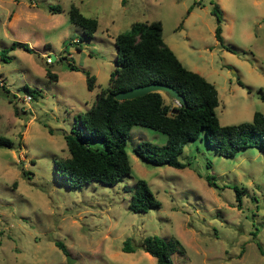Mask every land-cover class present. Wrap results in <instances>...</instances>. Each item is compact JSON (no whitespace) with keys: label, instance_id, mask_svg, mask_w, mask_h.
<instances>
[{"label":"rangeland","instance_id":"obj_1","mask_svg":"<svg viewBox=\"0 0 264 264\" xmlns=\"http://www.w3.org/2000/svg\"><path fill=\"white\" fill-rule=\"evenodd\" d=\"M50 4L62 11L49 12ZM71 5L97 19L91 38L69 21ZM214 5L229 50L215 37ZM151 21L161 22L162 38L182 64L214 84L221 125L264 114V0H0V137L11 143L0 146V264H66L68 256L73 264H156L141 248H122L127 239L135 247L149 235L180 241L185 253L173 254L174 264H264L262 148L227 158L198 138L179 156L185 167L153 165L133 148L140 141L162 146L168 137L133 125L126 142L130 177L114 186L73 188L55 173V161L69 156L64 136L108 85L115 36ZM14 41L36 52L16 48L2 59ZM85 71L95 77L91 90ZM27 88L35 95L29 101ZM137 179L147 182L160 207L129 209L127 189Z\"/></svg>","mask_w":264,"mask_h":264},{"label":"trees","instance_id":"obj_2","mask_svg":"<svg viewBox=\"0 0 264 264\" xmlns=\"http://www.w3.org/2000/svg\"><path fill=\"white\" fill-rule=\"evenodd\" d=\"M125 3V0H122ZM49 12L62 11L59 4L48 5ZM216 16L215 37L223 44L220 22L221 10L218 5L212 9ZM70 22L82 27L83 34L91 38L96 31V18L82 14L79 8L71 5L68 10ZM115 68L111 71L108 85L97 93L95 102L73 125L70 134L64 136L69 156L55 161L54 170L70 187L79 188L91 182L114 186L130 177L131 165L126 151V142L133 125H140L160 131L167 135V144L159 146L140 141L134 148L135 154L153 165H168L183 168L179 160L187 143L202 138L220 156L234 157L238 152L249 148L264 149V114L255 112L251 121L238 124L221 125L216 114L218 92L214 84L202 75L188 69L162 38V25L159 21L134 22L130 28L115 36ZM45 46H49L45 44ZM22 48L27 52L36 51L26 42L14 41L1 51V58L9 50ZM38 54V53H37ZM70 68L79 70L71 63ZM87 88L93 89L95 77L85 71ZM46 75L57 80V75L46 71ZM148 83H163L175 88L186 104L171 106L165 103L161 92H150L133 99L118 100L115 94ZM239 84L242 82L239 80ZM3 86V85H1ZM28 95L35 98L32 90ZM264 100V92L260 95ZM11 143L8 138L0 137V146ZM208 184L215 182L207 178ZM128 207L133 212H146L160 207L147 182L137 179L132 187ZM237 190V201L241 203ZM125 240L124 251L141 248L155 257L156 264H174L172 255H184L180 241L174 237L163 238L149 235L137 246ZM55 244L67 251L61 241Z\"/></svg>","mask_w":264,"mask_h":264},{"label":"water","instance_id":"obj_3","mask_svg":"<svg viewBox=\"0 0 264 264\" xmlns=\"http://www.w3.org/2000/svg\"><path fill=\"white\" fill-rule=\"evenodd\" d=\"M55 56H51V61L54 60ZM165 92L167 93L171 98L176 100L180 105H185V99L184 97L179 94V92L173 88L170 85L163 84V83H148L144 85H139L136 87H133L131 89L120 91L115 94V98L118 100L123 99H133L138 96H142L144 94L150 93V92ZM66 264H73V260L71 257H67Z\"/></svg>","mask_w":264,"mask_h":264},{"label":"crops","instance_id":"obj_4","mask_svg":"<svg viewBox=\"0 0 264 264\" xmlns=\"http://www.w3.org/2000/svg\"><path fill=\"white\" fill-rule=\"evenodd\" d=\"M16 5H18V4H16ZM17 16H18V15L15 14V11H13V14H12L11 18L14 19V18L17 17ZM11 24H12V20H10V26H11ZM45 44H48V43H45Z\"/></svg>","mask_w":264,"mask_h":264},{"label":"built area","instance_id":"obj_5","mask_svg":"<svg viewBox=\"0 0 264 264\" xmlns=\"http://www.w3.org/2000/svg\"><path fill=\"white\" fill-rule=\"evenodd\" d=\"M27 101L31 100V96L30 95H27L26 98H25Z\"/></svg>","mask_w":264,"mask_h":264},{"label":"clouds","instance_id":"obj_6","mask_svg":"<svg viewBox=\"0 0 264 264\" xmlns=\"http://www.w3.org/2000/svg\"><path fill=\"white\" fill-rule=\"evenodd\" d=\"M180 105V104H179Z\"/></svg>","mask_w":264,"mask_h":264}]
</instances>
